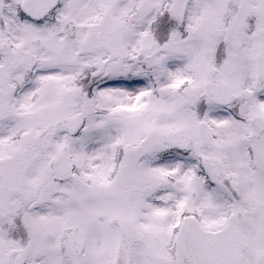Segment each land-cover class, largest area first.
I'll return each mask as SVG.
<instances>
[{"label":"snow or ice","instance_id":"snow-or-ice-1","mask_svg":"<svg viewBox=\"0 0 264 264\" xmlns=\"http://www.w3.org/2000/svg\"><path fill=\"white\" fill-rule=\"evenodd\" d=\"M0 264H264V0H0Z\"/></svg>","mask_w":264,"mask_h":264}]
</instances>
